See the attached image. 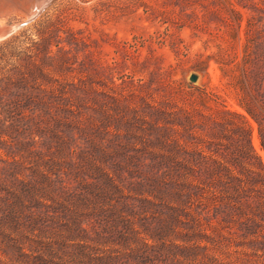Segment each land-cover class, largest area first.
Segmentation results:
<instances>
[{"label":"trees","instance_id":"obj_1","mask_svg":"<svg viewBox=\"0 0 264 264\" xmlns=\"http://www.w3.org/2000/svg\"><path fill=\"white\" fill-rule=\"evenodd\" d=\"M58 21L18 51L0 44V264H264L247 115L205 112L203 89L178 102L55 77L78 48L73 32L59 45ZM223 73L264 151V7Z\"/></svg>","mask_w":264,"mask_h":264},{"label":"rangeland","instance_id":"obj_2","mask_svg":"<svg viewBox=\"0 0 264 264\" xmlns=\"http://www.w3.org/2000/svg\"><path fill=\"white\" fill-rule=\"evenodd\" d=\"M38 1L0 0V33L26 20ZM254 5L264 7V0H54L1 37L0 44L9 41L18 51L38 38L37 29L45 22L59 20V45L69 48L68 32H73L78 48L69 50V62L53 76L91 78L98 89L141 88L155 99L170 95L178 102L200 100L203 89L216 99L206 101L205 112L218 116L217 108L225 105L247 115L253 146L264 163L256 123L238 103L230 74L223 73L241 63ZM56 44L51 42L50 53ZM14 61L9 55L7 66ZM192 72L198 74L194 81Z\"/></svg>","mask_w":264,"mask_h":264},{"label":"water","instance_id":"obj_3","mask_svg":"<svg viewBox=\"0 0 264 264\" xmlns=\"http://www.w3.org/2000/svg\"><path fill=\"white\" fill-rule=\"evenodd\" d=\"M53 1L54 0H39L37 2L38 6H37V9L35 10V12L31 13L26 20L20 22L19 24L10 25V26L5 27L6 29L2 32L3 34L0 36V38L12 33V31L14 29H16L17 27L24 25L27 22H29L30 20L34 19L37 15H39ZM197 77H198V74L195 72H192L189 75V79L192 81L196 80Z\"/></svg>","mask_w":264,"mask_h":264},{"label":"bare ground","instance_id":"obj_4","mask_svg":"<svg viewBox=\"0 0 264 264\" xmlns=\"http://www.w3.org/2000/svg\"><path fill=\"white\" fill-rule=\"evenodd\" d=\"M36 9H37V8H36ZM36 9H35V10H36ZM4 28H5V27H4ZM2 34H3V33H0V36H1Z\"/></svg>","mask_w":264,"mask_h":264}]
</instances>
